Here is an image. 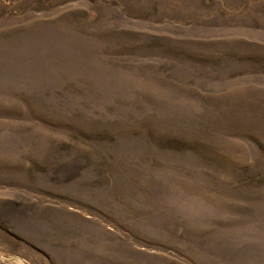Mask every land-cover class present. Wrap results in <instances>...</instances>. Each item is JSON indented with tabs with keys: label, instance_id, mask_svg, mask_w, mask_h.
I'll return each instance as SVG.
<instances>
[{
	"label": "rangeland",
	"instance_id": "rangeland-1",
	"mask_svg": "<svg viewBox=\"0 0 264 264\" xmlns=\"http://www.w3.org/2000/svg\"><path fill=\"white\" fill-rule=\"evenodd\" d=\"M0 264H264V0H0Z\"/></svg>",
	"mask_w": 264,
	"mask_h": 264
}]
</instances>
